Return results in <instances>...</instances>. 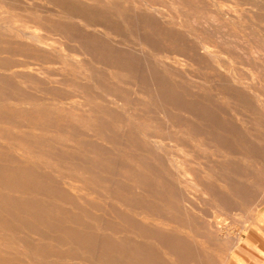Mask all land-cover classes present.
Returning <instances> with one entry per match:
<instances>
[{
    "label": "rangeland",
    "instance_id": "1",
    "mask_svg": "<svg viewBox=\"0 0 264 264\" xmlns=\"http://www.w3.org/2000/svg\"><path fill=\"white\" fill-rule=\"evenodd\" d=\"M261 233L264 0H0V264H264Z\"/></svg>",
    "mask_w": 264,
    "mask_h": 264
},
{
    "label": "crops",
    "instance_id": "2",
    "mask_svg": "<svg viewBox=\"0 0 264 264\" xmlns=\"http://www.w3.org/2000/svg\"><path fill=\"white\" fill-rule=\"evenodd\" d=\"M261 240L264 241V235L263 233L260 234ZM257 248H258V255L259 257H262L261 259H264V246H261V244H259V240L257 243Z\"/></svg>",
    "mask_w": 264,
    "mask_h": 264
},
{
    "label": "bare ground",
    "instance_id": "3",
    "mask_svg": "<svg viewBox=\"0 0 264 264\" xmlns=\"http://www.w3.org/2000/svg\"><path fill=\"white\" fill-rule=\"evenodd\" d=\"M176 29V28H175ZM188 35V34H187ZM204 47V46H203ZM207 52V51H206ZM208 54V53H207ZM210 54V53H209ZM208 113V112H207ZM85 132V131H84ZM86 143V142H85ZM183 150V149H182ZM4 185V184H3ZM43 201V200H42ZM36 202V201H35ZM34 211V210H33ZM42 216V215H41ZM37 220V219H36ZM48 224V223H47ZM84 234V233H83ZM117 253V252H116ZM118 254H119V252H118ZM114 255H115V253H114ZM116 256H118V255H116ZM81 259V258H80ZM102 262H103V260H101ZM140 261V260H139ZM118 264H119V262H118ZM137 264H138V262H137Z\"/></svg>",
    "mask_w": 264,
    "mask_h": 264
}]
</instances>
